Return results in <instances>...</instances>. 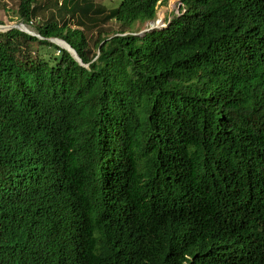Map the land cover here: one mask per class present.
I'll return each instance as SVG.
<instances>
[{
  "label": "trees",
  "instance_id": "obj_1",
  "mask_svg": "<svg viewBox=\"0 0 264 264\" xmlns=\"http://www.w3.org/2000/svg\"><path fill=\"white\" fill-rule=\"evenodd\" d=\"M165 1L20 0L41 38L0 32V264H264V0L135 35Z\"/></svg>",
  "mask_w": 264,
  "mask_h": 264
},
{
  "label": "rangeland",
  "instance_id": "obj_2",
  "mask_svg": "<svg viewBox=\"0 0 264 264\" xmlns=\"http://www.w3.org/2000/svg\"><path fill=\"white\" fill-rule=\"evenodd\" d=\"M39 2H45L47 0H38ZM61 2L62 0H58ZM20 0H0V20L3 22V26H7L8 28L11 26H15L21 23V19L18 15V7H19ZM96 5H102L109 8L118 7L120 0H94ZM181 8L179 0H166L164 3L160 4L157 9V16L154 20L146 21L144 23H136L132 27V30L138 31L136 34L143 35V33L147 31H152L155 29H163L166 27L167 23L166 20L168 18H172L174 14L178 13ZM160 16V17H159ZM159 17V18H158ZM35 21V20H34ZM72 23H76V19L72 21ZM71 23V24H72ZM25 25V24H24ZM89 28L86 30V35L90 40L91 47L94 46V42L97 39L98 32L106 34H113L118 29H120V25L115 21H109L105 24H100L97 28H94L93 25L89 24ZM97 25V24H95ZM156 26V27H155ZM23 30H29L32 33L37 34V31L34 25L31 26H20ZM82 28L81 26H79ZM7 28H0V32L7 31ZM55 41V40H54ZM60 46L67 47L66 43L63 42L61 39L55 41ZM61 43V44H60ZM33 52L32 55L36 56L39 55L42 59L48 60L51 63H55L56 58L59 57V51L56 50L53 46H39L37 44H32Z\"/></svg>",
  "mask_w": 264,
  "mask_h": 264
},
{
  "label": "water",
  "instance_id": "obj_3",
  "mask_svg": "<svg viewBox=\"0 0 264 264\" xmlns=\"http://www.w3.org/2000/svg\"><path fill=\"white\" fill-rule=\"evenodd\" d=\"M0 28H7L8 30H10V29H12V28H14L13 26H11V27H7V26H3V25H0ZM21 30H23V29H21ZM23 31H25V32H27L28 34H30V35H32V36H37V35H35L34 33H32V32H30V31H28V30H23ZM144 34V33H143ZM135 35H139V34H136L135 33ZM37 37H40V36H37ZM41 38V37H40ZM56 40H58L57 38H54V39H50V41L51 42H53V43H55V41ZM63 42H65L64 40H62ZM67 45V47H65V46H60L58 43H55V45L57 44L58 46H60V47H62V48H64V49H66V50H68L79 62H80V64L81 65H83V63H82V61H81V59L79 58V56L77 55V53H76V51L72 48V46H70L67 42H65Z\"/></svg>",
  "mask_w": 264,
  "mask_h": 264
},
{
  "label": "built area",
  "instance_id": "obj_4",
  "mask_svg": "<svg viewBox=\"0 0 264 264\" xmlns=\"http://www.w3.org/2000/svg\"><path fill=\"white\" fill-rule=\"evenodd\" d=\"M20 26H25V25H24V23L21 22L20 24L15 25V26H13V27L21 30L22 28H21ZM22 31H23V30H22ZM28 31H29V30H28ZM30 32H31V31H30ZM34 34H35V33H34ZM35 35H36V34H35ZM37 36H39V35H37Z\"/></svg>",
  "mask_w": 264,
  "mask_h": 264
},
{
  "label": "bare ground",
  "instance_id": "obj_5",
  "mask_svg": "<svg viewBox=\"0 0 264 264\" xmlns=\"http://www.w3.org/2000/svg\"><path fill=\"white\" fill-rule=\"evenodd\" d=\"M159 17H160V16H159ZM159 17H158V18H159ZM155 27H156V26H155ZM60 44H61V43H60Z\"/></svg>",
  "mask_w": 264,
  "mask_h": 264
},
{
  "label": "clouds",
  "instance_id": "obj_6",
  "mask_svg": "<svg viewBox=\"0 0 264 264\" xmlns=\"http://www.w3.org/2000/svg\"><path fill=\"white\" fill-rule=\"evenodd\" d=\"M166 23H167V21H166ZM167 26V25H166Z\"/></svg>",
  "mask_w": 264,
  "mask_h": 264
}]
</instances>
